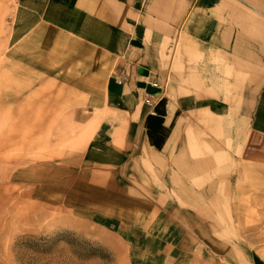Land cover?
Returning <instances> with one entry per match:
<instances>
[{
	"label": "crops",
	"instance_id": "0c3cea01",
	"mask_svg": "<svg viewBox=\"0 0 264 264\" xmlns=\"http://www.w3.org/2000/svg\"><path fill=\"white\" fill-rule=\"evenodd\" d=\"M3 2L0 73L11 74L13 99L28 88L30 105L50 106L45 115L84 123L73 154L93 185L109 187L108 201L117 188L144 218L148 201L164 200L160 178L185 116L225 134L231 108L247 121L240 160L264 167V0Z\"/></svg>",
	"mask_w": 264,
	"mask_h": 264
},
{
	"label": "rangeland",
	"instance_id": "374dc122",
	"mask_svg": "<svg viewBox=\"0 0 264 264\" xmlns=\"http://www.w3.org/2000/svg\"><path fill=\"white\" fill-rule=\"evenodd\" d=\"M8 75L0 73V264H264V167L238 156L245 118L228 108L223 134L185 116L160 178L164 200L148 201L141 218L140 201L125 202L117 188L109 192L122 201H108L109 187L79 166L84 123L45 115L50 106L30 105L28 88L13 99Z\"/></svg>",
	"mask_w": 264,
	"mask_h": 264
},
{
	"label": "built area",
	"instance_id": "2783aa9c",
	"mask_svg": "<svg viewBox=\"0 0 264 264\" xmlns=\"http://www.w3.org/2000/svg\"><path fill=\"white\" fill-rule=\"evenodd\" d=\"M153 84L156 85L155 82H153ZM144 102H145L146 104H148L149 106H152V105H153V100H152L149 96H146V97L144 98ZM152 112H153V110H152Z\"/></svg>",
	"mask_w": 264,
	"mask_h": 264
},
{
	"label": "bare ground",
	"instance_id": "6f19581e",
	"mask_svg": "<svg viewBox=\"0 0 264 264\" xmlns=\"http://www.w3.org/2000/svg\"><path fill=\"white\" fill-rule=\"evenodd\" d=\"M0 2L4 3L3 0H0Z\"/></svg>",
	"mask_w": 264,
	"mask_h": 264
}]
</instances>
